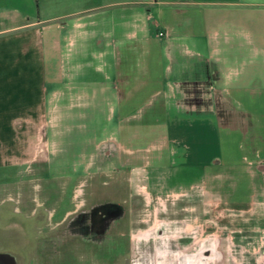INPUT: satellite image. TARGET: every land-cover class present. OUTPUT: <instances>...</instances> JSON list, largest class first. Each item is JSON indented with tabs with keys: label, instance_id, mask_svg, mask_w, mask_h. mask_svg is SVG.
Wrapping results in <instances>:
<instances>
[{
	"label": "crops",
	"instance_id": "obj_1",
	"mask_svg": "<svg viewBox=\"0 0 264 264\" xmlns=\"http://www.w3.org/2000/svg\"><path fill=\"white\" fill-rule=\"evenodd\" d=\"M48 92L63 135L101 133L108 115L128 140L161 134L152 160L190 191L155 228L137 206L71 207L65 189L61 204H11L40 149L63 165ZM0 169L13 171L0 176V264H112L96 252L119 243L114 264H264V0H0Z\"/></svg>",
	"mask_w": 264,
	"mask_h": 264
},
{
	"label": "rangeland",
	"instance_id": "obj_2",
	"mask_svg": "<svg viewBox=\"0 0 264 264\" xmlns=\"http://www.w3.org/2000/svg\"><path fill=\"white\" fill-rule=\"evenodd\" d=\"M44 4H46V0H40L41 7ZM94 73L92 69L83 70L81 78L88 81ZM53 88L60 92L63 89L61 84ZM49 89L52 88L49 87ZM89 89H87L88 93H90ZM49 92L47 102H49L48 106L50 108L53 107L56 115H59V117H55L54 128L60 130V137L52 140L50 136H47L48 148L51 154H56V157L60 158L63 165L57 164L56 162L59 161L57 160L54 162L55 164L47 166L45 161L47 150L40 149L39 155L43 162L40 160L37 166L34 163L33 166L20 167L25 171V175L22 177L28 180H24L22 192L19 190L16 195L7 196L12 199L11 204L26 208L36 207L37 203L46 206L61 204L63 198L59 197L61 192L57 191L65 189L68 190L65 193V198L70 193L71 207L137 206L144 209L143 219L146 222H154L151 226L155 228V225L160 222L155 211L157 212L162 206L173 205L176 199H179L181 191H190V189H187V183L174 181L173 177L169 180L166 179L168 178L165 174L166 170L170 171L166 160L159 163L152 160L157 154L166 151L163 148L164 143L161 134H140L135 140H128L126 139L127 135L111 133V130L114 129V123H111L108 115V117L104 116L102 118L103 132L101 133L84 135L74 129L70 134L63 135V129L65 130L66 126L61 115L63 111L62 97L54 99L52 95L50 97ZM141 119V122H144L150 120V117L144 115L142 111L137 112L134 120L136 128L140 126L139 121ZM155 120H158V118H155ZM86 138H94L95 142L86 144L84 142ZM132 153L134 156L139 155L140 157L132 159ZM3 170L0 169V176H7V178L13 176V171ZM57 172H65L68 174L69 179L52 180L51 177ZM134 177H137L138 181ZM1 184L4 185L5 183L2 181ZM6 195H1L0 201H3ZM229 199L233 200L235 198L221 195L220 204L226 205L225 202ZM261 224V226H264V221ZM112 246L108 250L100 248V252L96 253L100 259L114 264L108 258L111 259L114 254L122 251L124 245L119 243V245ZM87 249L88 252L95 250L91 246H88ZM229 264L235 263L229 261Z\"/></svg>",
	"mask_w": 264,
	"mask_h": 264
},
{
	"label": "built area",
	"instance_id": "obj_3",
	"mask_svg": "<svg viewBox=\"0 0 264 264\" xmlns=\"http://www.w3.org/2000/svg\"><path fill=\"white\" fill-rule=\"evenodd\" d=\"M158 34H159V35H162V33H161V32H159Z\"/></svg>",
	"mask_w": 264,
	"mask_h": 264
}]
</instances>
